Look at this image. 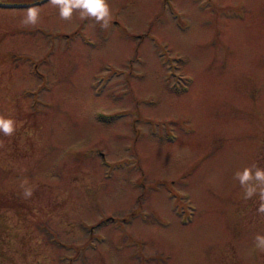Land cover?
<instances>
[{
    "label": "rangeland",
    "instance_id": "rangeland-1",
    "mask_svg": "<svg viewBox=\"0 0 264 264\" xmlns=\"http://www.w3.org/2000/svg\"><path fill=\"white\" fill-rule=\"evenodd\" d=\"M108 4L0 7V264H264V0Z\"/></svg>",
    "mask_w": 264,
    "mask_h": 264
},
{
    "label": "clouds",
    "instance_id": "clouds-1",
    "mask_svg": "<svg viewBox=\"0 0 264 264\" xmlns=\"http://www.w3.org/2000/svg\"><path fill=\"white\" fill-rule=\"evenodd\" d=\"M51 5L58 7L59 18L69 21L75 11L79 12L81 18H94L97 23L103 22L102 27L107 28L111 19V9L108 0H50ZM24 17L21 23L25 26L36 25L40 17V9L32 6L24 10ZM16 130V121L0 115V132L5 136H12ZM2 146V142H0ZM234 179L238 180L243 189L245 200L258 196L260 205L258 212L264 214V168L253 164L245 167L242 171H237ZM27 182L21 185L23 195L29 198L33 194V189L26 186ZM255 247L264 251V235L257 234L254 238Z\"/></svg>",
    "mask_w": 264,
    "mask_h": 264
},
{
    "label": "flooded vegetation",
    "instance_id": "flooded-vegetation-1",
    "mask_svg": "<svg viewBox=\"0 0 264 264\" xmlns=\"http://www.w3.org/2000/svg\"><path fill=\"white\" fill-rule=\"evenodd\" d=\"M5 1H32V0H5ZM38 1H39V3L37 5H40V4H43L49 0H38ZM37 5H35V6H37ZM22 8H29V7H22Z\"/></svg>",
    "mask_w": 264,
    "mask_h": 264
}]
</instances>
